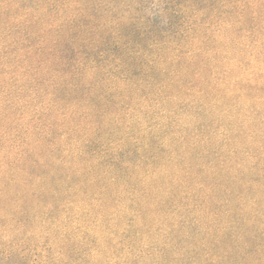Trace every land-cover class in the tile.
Masks as SVG:
<instances>
[{
	"label": "trees",
	"instance_id": "1",
	"mask_svg": "<svg viewBox=\"0 0 264 264\" xmlns=\"http://www.w3.org/2000/svg\"><path fill=\"white\" fill-rule=\"evenodd\" d=\"M0 264H264V0H0Z\"/></svg>",
	"mask_w": 264,
	"mask_h": 264
}]
</instances>
